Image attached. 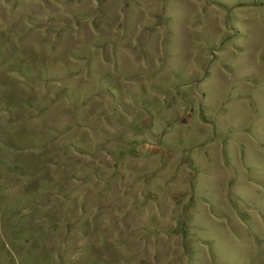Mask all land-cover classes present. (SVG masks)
<instances>
[{
    "label": "rangeland",
    "instance_id": "374dc122",
    "mask_svg": "<svg viewBox=\"0 0 264 264\" xmlns=\"http://www.w3.org/2000/svg\"><path fill=\"white\" fill-rule=\"evenodd\" d=\"M0 264H264V0H0Z\"/></svg>",
    "mask_w": 264,
    "mask_h": 264
}]
</instances>
